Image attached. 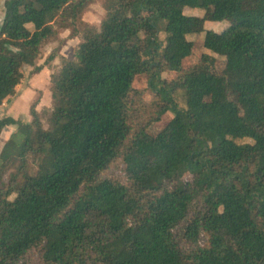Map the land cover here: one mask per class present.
<instances>
[{"label": "trees", "instance_id": "16d2710c", "mask_svg": "<svg viewBox=\"0 0 264 264\" xmlns=\"http://www.w3.org/2000/svg\"><path fill=\"white\" fill-rule=\"evenodd\" d=\"M95 1L35 0L21 9L18 0H0V106L17 93L27 65L41 68L44 42L66 29L80 38L72 58L50 64L49 105L34 102L31 120L0 117V137L16 125L0 147V264H264V0L246 8L102 0L99 24L85 20ZM174 4L214 5L213 20L234 18L220 31L204 29L199 64L184 65L196 38ZM143 30L154 31L137 41ZM216 53L226 57L223 69ZM169 70L183 115L153 134L175 97H147L135 78L148 73L149 84ZM232 89L237 101L208 98ZM186 171L192 178L172 188ZM42 185L54 190L37 192Z\"/></svg>", "mask_w": 264, "mask_h": 264}, {"label": "rangeland", "instance_id": "374dc122", "mask_svg": "<svg viewBox=\"0 0 264 264\" xmlns=\"http://www.w3.org/2000/svg\"><path fill=\"white\" fill-rule=\"evenodd\" d=\"M35 0H18L21 9L24 8V5L26 2H33ZM238 3H240V0H238ZM1 10H3V5L1 4L0 7ZM106 15V9L102 5V0H96L86 11L85 13V20H87L90 23L94 24H99L103 17ZM231 18V16H230ZM212 24H209L208 27H211L215 30H222L224 27L227 26L229 23L227 19L225 21H214L213 19ZM164 24V19L159 18L157 20V26L160 28ZM198 25V24H197ZM191 27V28H190ZM196 25L193 24V19L191 18V21L189 22V32L191 30L194 32L193 35L197 36V43L194 48L195 52H198L197 55H192L186 56L191 57L188 60H185L184 65H196L199 64L200 62V53H202V50L204 48V43H203V36L202 39L199 37L200 30L199 28H195ZM201 28V27H200ZM197 29V30H196ZM154 30H143L140 34L135 36V39L137 41H140L144 39L146 36L150 35L151 32ZM70 31L68 29L63 30L60 34V38L56 41H46L42 45V51H43V56L37 60L36 65H41V68L38 71H34V66L32 65H27L25 68V75L22 79V82L20 83L18 87L17 93L7 99L3 105L0 106V117H4L7 115L14 116L16 118H22L25 120H31L32 119V113H31V106L34 102H37V107L41 108L44 105H49L51 100H52V81H51V67L50 64H57L60 65L70 58L73 57L75 50L78 47V43L80 41L79 37H71L69 35ZM184 44L188 43H183L180 48ZM53 50H56V53L52 58L48 57L50 54L53 52ZM142 54L146 55L148 52L146 50H143L141 52ZM217 64H216V69L220 70L223 69L226 63V57L225 55L217 54ZM216 71L212 73L211 78H210V83L211 85L214 84ZM173 71H165V73H162V76H164L162 79L158 77L156 82L152 80V82H149L148 80L150 78V74L148 73H140L136 76L135 82L139 84H144L146 86V96L150 97L154 92L160 91L161 93H171L173 97H175V102H174V108L172 109H167L161 112L159 115L158 119L151 125V127L148 129L149 132L155 134L160 129L173 117L175 113H178L179 115H183L182 111H179L182 106L184 105V99L182 98L181 92H175L172 90V83L169 80H166L169 77H172ZM161 76V75H159ZM212 81V82H211ZM262 88V84L259 83L257 85V92L258 89ZM223 96H227L229 99L238 100L239 96V91L237 89H232L230 90L226 95H221L219 93L211 92V94L208 96L209 99H217ZM254 97L251 101L249 106L255 107L258 103ZM176 103V105H175ZM180 106L178 110H176L175 106ZM88 110V105L83 106V111ZM242 113V107L239 105L234 113V116L238 119ZM16 125H12L9 127V129L3 131L0 137V147L3 145L5 141L6 135H9V131L15 130ZM91 137L98 141L101 138V134L98 131H94L91 133ZM255 137H256V132L252 136L253 142H255ZM176 146L181 147L180 142H176ZM252 157L254 159H258L260 157V151L255 150L252 153ZM192 178V173L191 172H184L183 176L180 177V179L175 180L173 184L171 185L172 188L176 189L178 188L184 181H187ZM54 190V187L52 185H42L37 187V192L39 193H48L52 192ZM25 195L22 193H13L11 194L10 198L18 203H23L25 201ZM162 204V202H161ZM163 205V204H162ZM14 211L17 212V209L14 208ZM26 220L25 215H21L20 218L18 219L19 222H24ZM243 241L245 239L243 238ZM245 243L251 247L249 243L245 241Z\"/></svg>", "mask_w": 264, "mask_h": 264}, {"label": "crops", "instance_id": "0c3cea01", "mask_svg": "<svg viewBox=\"0 0 264 264\" xmlns=\"http://www.w3.org/2000/svg\"><path fill=\"white\" fill-rule=\"evenodd\" d=\"M1 2L3 3V0H1ZM258 2H259V0H240V3H238V0H223V4H225V5L226 4H230V3H237L240 8L253 7ZM171 8H172V11L176 15L180 16L182 14H185V15H187L189 17L190 21H191V18L193 19V24L196 25L195 28H199L200 29V30H198V32H200V34H201V35H199V37L201 39H202V36H203L204 29L205 28H211V27H208V25L213 23V21L211 22V20L213 19L212 16H213L214 8H215L214 5H210L206 9H200V8H193V7H190V6H182L180 4H174V5L171 6ZM3 16H4V12H3V10L0 9V20L2 19ZM230 16L231 15H227L225 17V20L227 19V21L229 23H233L234 22V18L232 16L230 18ZM191 32H193V31L191 30ZM195 38H196V43H197V36H195ZM196 43H195L194 46H192V49L190 50L188 56H192V55H197L198 54V52H195V50H194V48L196 46ZM203 50H204V48H203ZM200 55H201V53H200ZM188 56L184 57V63H185V60H188V59L191 58V57H188ZM10 132L11 131H9V133H8L9 135H10ZM9 135H6L5 140L9 137Z\"/></svg>", "mask_w": 264, "mask_h": 264}]
</instances>
